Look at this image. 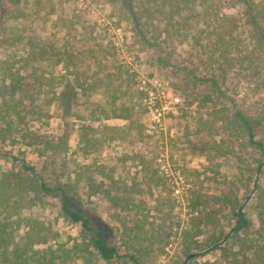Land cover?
<instances>
[{"label":"rangeland","instance_id":"1","mask_svg":"<svg viewBox=\"0 0 264 264\" xmlns=\"http://www.w3.org/2000/svg\"><path fill=\"white\" fill-rule=\"evenodd\" d=\"M14 1L26 20L0 26V38L11 26L24 27L26 37L69 61L68 70L63 61L32 66L19 60L21 47L0 46V60H11L23 75L12 130L0 134V177L34 168L45 183L66 191L70 207L84 211L93 229L86 234L66 218L59 196H44L22 214L50 225L57 233L50 244L80 242L101 227L118 257L98 264H176L183 259V231L195 234L192 223L200 231L195 239L204 240L216 226L229 229L238 205L257 225L251 203L253 182L261 179L255 168L264 165V48H255L240 0H221L220 7L240 25L234 51L243 60L222 65L217 76L197 10L180 33L192 30L199 44L188 34L153 40L149 20L128 11L143 0H129L127 9L115 0ZM250 11L264 29V20ZM35 73L44 84L53 75V85L37 92ZM236 110L261 119L255 141L262 150L223 123ZM135 247L144 249L137 263L127 256ZM217 255L209 249L196 261Z\"/></svg>","mask_w":264,"mask_h":264},{"label":"trees","instance_id":"2","mask_svg":"<svg viewBox=\"0 0 264 264\" xmlns=\"http://www.w3.org/2000/svg\"><path fill=\"white\" fill-rule=\"evenodd\" d=\"M7 1L10 2L11 7L7 6ZM115 1L125 7L128 6L129 0ZM240 2L249 11L246 13L247 24L250 26L255 48H264L263 25L250 17V9H254L264 20V0H240ZM139 4L135 11L132 7L128 8V11L132 16L139 12L149 20L151 36L157 42L179 36L187 39L189 35L193 42L199 44L200 37L193 35L192 30L188 29L183 35L180 33V28L184 26L183 22L189 18V12L197 10L196 21L204 25L208 40L207 48L210 49L207 60L210 66L215 67L216 76L217 71L222 69V65L241 64L242 57L239 58L234 51L238 48L235 34L240 25H237L234 16L221 11V0H143ZM153 19L156 20L155 23ZM25 20L23 8L18 6L16 1L0 0L1 27L6 22H24ZM135 23V26L138 24L140 27L143 26L140 18H135ZM2 45L21 47L24 54L19 60L32 66L33 63H42L47 60H53L54 64L63 61L66 69L69 66L68 59L66 57L61 59L62 56L55 53L52 47H43L35 40L26 37L24 27H9L0 38V46ZM251 54L252 52H248V55L251 56ZM254 57H256L255 53ZM245 58L249 60V56ZM0 65V134H4L12 130L10 116L18 114V101L15 96L17 92H20L23 75L13 69L9 59L0 60ZM212 75L214 76L215 73ZM32 77H34L37 92H40V87L45 84L53 85L54 82L53 75H50L51 79L45 84L42 83L45 80L44 76L35 73ZM31 98L32 101L35 100L33 96ZM54 98L53 91L52 99L47 102V105H50ZM225 122L230 129L247 137L249 144L257 146L259 150L263 149L262 145L255 141V131L259 128L261 119L236 110L229 121L223 120V123ZM64 138H59V141H63ZM261 164L262 162L259 161L255 168V173H259L261 179L253 182L251 203L257 225H252L243 208L238 205L231 210L233 222L227 231L216 226V234L212 232L206 239L197 241L195 238L197 233H200L199 227L198 224L192 223L190 228L195 230V234L191 233L192 229L183 231L181 243L183 259L176 264H264V165ZM24 168L27 171L25 174L9 171L2 173L0 177V264H76L77 259H82L81 264H98V259L109 263L118 257L117 247L106 243L101 235V227H97L93 235L83 237L80 242L72 239L70 245L50 244V241L57 236L50 225L22 214L23 210L39 203L44 196H59L60 209L66 218L79 224L86 234L93 229L84 211L70 207V197L62 187L50 186L38 176L34 168L27 166ZM134 226L138 227L137 224ZM136 232H133L132 236L135 244L139 239ZM166 245L167 243L161 244L159 252H163ZM138 248L135 247L133 253L129 252L127 255L134 263H137L136 255L141 256L140 252H144V249ZM209 249L216 251L218 254L216 258L211 261H196ZM190 254L194 256L185 262Z\"/></svg>","mask_w":264,"mask_h":264},{"label":"built area","instance_id":"3","mask_svg":"<svg viewBox=\"0 0 264 264\" xmlns=\"http://www.w3.org/2000/svg\"><path fill=\"white\" fill-rule=\"evenodd\" d=\"M142 83H144V81H142ZM178 100H179L178 98H174V102H178ZM154 111H155V113L158 114V116L160 115V113L158 112L157 108L154 107ZM156 119H158L157 116H156Z\"/></svg>","mask_w":264,"mask_h":264},{"label":"water","instance_id":"4","mask_svg":"<svg viewBox=\"0 0 264 264\" xmlns=\"http://www.w3.org/2000/svg\"><path fill=\"white\" fill-rule=\"evenodd\" d=\"M193 256H194V254H190V255H188V256L186 257L185 260L187 261V260L191 259Z\"/></svg>","mask_w":264,"mask_h":264}]
</instances>
